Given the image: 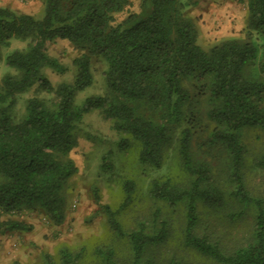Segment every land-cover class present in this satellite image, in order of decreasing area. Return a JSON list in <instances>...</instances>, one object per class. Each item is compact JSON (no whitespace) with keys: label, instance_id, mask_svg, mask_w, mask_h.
Here are the masks:
<instances>
[{"label":"trees","instance_id":"16d2710c","mask_svg":"<svg viewBox=\"0 0 264 264\" xmlns=\"http://www.w3.org/2000/svg\"><path fill=\"white\" fill-rule=\"evenodd\" d=\"M200 1L141 0L139 12L120 23L116 15L131 0H44L41 19L0 6V62L13 38L28 42L6 58L16 74L0 84V234L32 229L20 220L2 221L3 215L38 211L53 226L64 224L65 186L77 172L70 159L75 131L85 114L98 111L122 135L121 148L136 147L141 165L161 170L174 152L181 176L152 180L148 195L180 211L183 248L213 264H264V189L262 197L255 195L245 174V138L252 132L264 138V0H245V39H227L207 51L185 12ZM56 41L78 56L72 81L53 86L42 70L67 72L47 52ZM92 58L106 64V92L76 106V95L93 83ZM35 84L37 96L14 121L18 96ZM41 92L52 99L39 98ZM255 162L264 169V147ZM101 168L113 169L110 154ZM121 190L118 208L101 205L97 187L92 195L113 236L127 243L129 257L102 246L94 251L96 262L185 264L169 248L174 232L159 208L152 220L124 227L121 215L133 202L135 183L124 180ZM80 257L62 250L59 261L74 264ZM44 259L56 264L49 254Z\"/></svg>","mask_w":264,"mask_h":264},{"label":"rangeland","instance_id":"374dc122","mask_svg":"<svg viewBox=\"0 0 264 264\" xmlns=\"http://www.w3.org/2000/svg\"><path fill=\"white\" fill-rule=\"evenodd\" d=\"M16 1L18 4L13 5L11 9L16 13L29 14L37 19L44 16V0ZM140 4L141 0H131V6L124 13L116 15L117 23L122 22L130 13L139 12ZM185 12L196 21L197 42L206 51L227 39H245L247 18L245 0H201L197 7L188 8ZM27 45V41L13 38L9 47L3 48L0 84L5 75L16 74L13 68L7 66L6 58L13 52L25 50ZM47 52L57 58L67 72L59 74L44 68L42 74L53 86L62 82H71L74 76L73 60L78 53L64 41L48 43ZM105 71L104 62L97 58L91 59L93 83L76 95V106H81L88 98L105 94L103 78ZM37 86L38 84H35L18 96L13 112L14 121L17 122L24 116L27 100L37 96ZM38 97L52 99L51 95L44 92L38 94ZM75 133L77 145L70 154V159L75 164L77 172L65 186L66 221L61 226H53L38 211L25 212L21 216L14 217L3 215L2 221L20 220L31 225L32 229L0 234V264H45L46 254L51 255L56 264H60L62 250L81 254L80 259L74 264H98L94 251L102 246L116 248L119 256L126 260L129 257L128 245L125 241L116 239L111 233L101 206L94 201L92 189L98 188L101 205L118 208L123 202L121 184L127 179L135 183V194L132 204L121 215V221L126 229H133L139 221L152 220L153 214L159 208V218L167 220L173 228L174 233L169 243L171 252L180 256L185 264H213L181 246L178 232L181 224L180 211H169L167 207L153 201L148 195L152 180L169 175L177 179L181 176L174 152L169 155L161 170L141 165L136 147L131 145L127 149L121 148L119 143L122 135L115 132L111 123L104 120L98 111L85 114ZM245 144L248 147L245 163L246 180L253 193L262 197L264 169L257 167L255 158L264 147V138L258 132H252L245 138ZM106 154H110V162L113 165L111 171L101 168Z\"/></svg>","mask_w":264,"mask_h":264},{"label":"crops","instance_id":"0c3cea01","mask_svg":"<svg viewBox=\"0 0 264 264\" xmlns=\"http://www.w3.org/2000/svg\"><path fill=\"white\" fill-rule=\"evenodd\" d=\"M17 1L16 0H0V6L1 7H6L9 9H13V5H17Z\"/></svg>","mask_w":264,"mask_h":264}]
</instances>
